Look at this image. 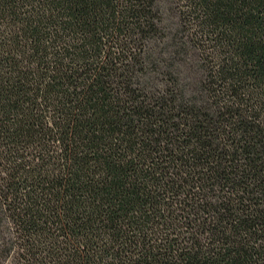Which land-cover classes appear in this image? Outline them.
I'll use <instances>...</instances> for the list:
<instances>
[{"label":"trees","instance_id":"1","mask_svg":"<svg viewBox=\"0 0 264 264\" xmlns=\"http://www.w3.org/2000/svg\"><path fill=\"white\" fill-rule=\"evenodd\" d=\"M264 264V0H0V264Z\"/></svg>","mask_w":264,"mask_h":264},{"label":"rangeland","instance_id":"2","mask_svg":"<svg viewBox=\"0 0 264 264\" xmlns=\"http://www.w3.org/2000/svg\"><path fill=\"white\" fill-rule=\"evenodd\" d=\"M2 264V263H1ZM5 264V263H4Z\"/></svg>","mask_w":264,"mask_h":264}]
</instances>
